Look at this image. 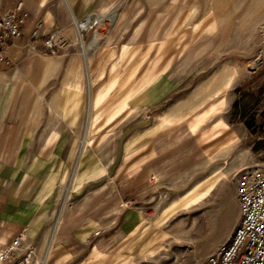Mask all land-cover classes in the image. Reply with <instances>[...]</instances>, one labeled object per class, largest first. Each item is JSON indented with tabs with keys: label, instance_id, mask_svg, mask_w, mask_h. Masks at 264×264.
<instances>
[{
	"label": "rangeland",
	"instance_id": "obj_1",
	"mask_svg": "<svg viewBox=\"0 0 264 264\" xmlns=\"http://www.w3.org/2000/svg\"><path fill=\"white\" fill-rule=\"evenodd\" d=\"M78 2L55 55L0 79V159L50 190L34 264H199L233 237L239 172L264 165V0Z\"/></svg>",
	"mask_w": 264,
	"mask_h": 264
},
{
	"label": "crops",
	"instance_id": "obj_2",
	"mask_svg": "<svg viewBox=\"0 0 264 264\" xmlns=\"http://www.w3.org/2000/svg\"><path fill=\"white\" fill-rule=\"evenodd\" d=\"M63 1L0 0V15L12 9L19 2L23 4L24 11L28 13L23 36L14 42H8L3 51L0 60L1 80L8 77L14 64L25 59L27 53L44 52L43 43L52 34L64 36L69 41L67 33L75 25L74 20L81 18L82 14L78 0H67V3ZM35 31L37 35L33 36ZM89 112L90 109L88 114ZM21 154L13 149L7 156L3 155L0 159V250L9 246L19 236L25 244L27 241L34 245L37 244L43 238L47 224L45 205L50 190L46 188V184H42L41 187H33L29 184L28 179L31 176L25 174L26 156ZM27 154L31 159L36 158L32 156V153ZM36 160L44 162L43 157H38ZM163 160L158 166L160 169H151L146 173L138 169V172L132 175L130 193L133 196L136 194V199L139 198L140 191L149 188V182H145L146 176L153 174L156 182L162 181L165 184L171 176V169L176 161H181V156L165 157ZM141 174L142 176H139ZM135 175L138 185H135ZM49 176L51 179V174L46 175V178L48 179ZM141 177H143V183H141Z\"/></svg>",
	"mask_w": 264,
	"mask_h": 264
},
{
	"label": "built area",
	"instance_id": "obj_3",
	"mask_svg": "<svg viewBox=\"0 0 264 264\" xmlns=\"http://www.w3.org/2000/svg\"><path fill=\"white\" fill-rule=\"evenodd\" d=\"M27 18L21 2L0 15V60L8 42L23 36ZM60 44V36L52 34L43 46L46 53L55 55ZM236 197L240 219L233 237L199 264H264V165L239 172ZM36 255V246L26 245L19 236L0 250V264H34Z\"/></svg>",
	"mask_w": 264,
	"mask_h": 264
},
{
	"label": "bare ground",
	"instance_id": "obj_4",
	"mask_svg": "<svg viewBox=\"0 0 264 264\" xmlns=\"http://www.w3.org/2000/svg\"><path fill=\"white\" fill-rule=\"evenodd\" d=\"M74 23L76 24V21L74 20ZM78 25V29L79 30H81L82 28H83V26H82V24H77ZM81 41V40H80ZM88 82H89V79H88ZM84 143H85V139H83V142H82V145H84ZM50 248V247H49ZM48 252H49V250H48ZM48 252H47V254H48Z\"/></svg>",
	"mask_w": 264,
	"mask_h": 264
}]
</instances>
